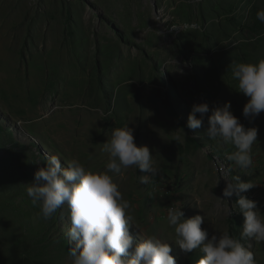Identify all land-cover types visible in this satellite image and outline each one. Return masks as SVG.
I'll return each instance as SVG.
<instances>
[{"label":"rangeland","instance_id":"obj_1","mask_svg":"<svg viewBox=\"0 0 264 264\" xmlns=\"http://www.w3.org/2000/svg\"><path fill=\"white\" fill-rule=\"evenodd\" d=\"M261 9L264 0H0V264H71L66 206L49 230L26 184L50 155L102 171L103 143L126 125L159 168L146 184L135 168L111 174L132 205L137 243L155 236L183 264L165 219L170 206L185 218L202 215L210 234L239 239L242 216L227 217L216 204L225 178L256 184L244 195L264 215V113L242 115L247 98L229 67L264 59ZM192 24L198 28L183 27ZM226 101L244 127L258 129L247 172L227 160L234 148L187 127L193 104L211 111ZM225 203L235 212V198ZM241 242L264 264V243ZM192 253L198 264L202 254Z\"/></svg>","mask_w":264,"mask_h":264},{"label":"clouds","instance_id":"obj_2","mask_svg":"<svg viewBox=\"0 0 264 264\" xmlns=\"http://www.w3.org/2000/svg\"><path fill=\"white\" fill-rule=\"evenodd\" d=\"M256 19L264 23V9L256 12ZM183 27L195 29L198 25ZM172 62L178 68L174 58ZM229 67L231 78L236 81V91L247 98L242 115L253 120L264 113V59L255 63L231 62ZM99 111L105 116L103 110ZM187 127L193 131L203 128L210 140L234 148L226 158L237 168L246 172L253 168L252 146L257 142L258 129L244 127L232 113L230 102L211 111L207 103L193 104ZM176 140L181 137L177 136ZM101 151L108 156L102 171L89 170L78 159L69 160L65 166L58 156L50 155L45 157L46 164L34 172L33 181L26 184V194L39 208L43 219L51 218L66 206L70 221L67 237L74 242V247L68 249L71 264H177L170 254L169 243L151 235L139 243L134 240L129 231L132 205L111 175L135 168L145 174L140 177V183H149L159 171L149 147L137 146L134 129L126 125L112 129ZM213 161L223 175H229L220 159L214 157ZM224 182L216 204L227 217L234 213L242 216L239 239L228 232L210 234L202 227L205 222L202 215L185 218L182 207L178 206L167 208L166 222L173 229L175 245L183 255L199 249L202 255L198 264H256L253 253L241 241L264 243V215L258 202L244 195L257 185L238 176L231 180L225 178ZM233 198L235 212L225 203Z\"/></svg>","mask_w":264,"mask_h":264},{"label":"trees","instance_id":"obj_3","mask_svg":"<svg viewBox=\"0 0 264 264\" xmlns=\"http://www.w3.org/2000/svg\"><path fill=\"white\" fill-rule=\"evenodd\" d=\"M8 174V173H7ZM38 210H39V208H37ZM57 213H58V210H57V212L51 217V218H49V219H47V220H45V219H42V220H40L39 221V224L41 225V224H43V220L44 221H46L47 223L45 224V225H47V228L49 229V230H53L54 229V227H55V229H56V224H57V219L58 218H56V216H57ZM40 218H42V217H40ZM40 232H43V231H39V232H37L36 234H39ZM32 233V231H29L28 232V234H25V237H28V238H31V237H33V236H30V234ZM47 233V232H46ZM34 238V237H33ZM194 258V254L193 253H189V254H187L186 256H185V260H184V262H183V264H193V259Z\"/></svg>","mask_w":264,"mask_h":264}]
</instances>
